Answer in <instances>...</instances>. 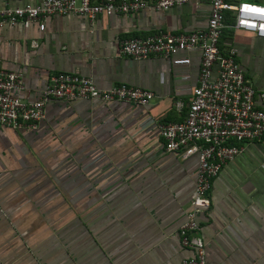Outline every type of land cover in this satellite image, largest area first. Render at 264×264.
Wrapping results in <instances>:
<instances>
[{"label":"crops","instance_id":"0c3cea01","mask_svg":"<svg viewBox=\"0 0 264 264\" xmlns=\"http://www.w3.org/2000/svg\"><path fill=\"white\" fill-rule=\"evenodd\" d=\"M38 3L0 0V9ZM208 14L206 2L192 1L94 24L67 15L45 18L42 31L38 23L0 28V69L21 74L15 95L24 103L37 101L56 73L88 77L100 90L125 85L154 95L146 107L52 101L35 128L0 125V264H180L190 255L178 230L198 159L166 153L149 122L183 120L200 53L179 52L175 58L189 60L183 65L131 61L119 43L204 29ZM223 43L237 49L253 88L264 90V39L229 29ZM209 194L210 208L197 216L205 263L264 264V138L218 173Z\"/></svg>","mask_w":264,"mask_h":264},{"label":"built area","instance_id":"2783aa9c","mask_svg":"<svg viewBox=\"0 0 264 264\" xmlns=\"http://www.w3.org/2000/svg\"><path fill=\"white\" fill-rule=\"evenodd\" d=\"M192 1L209 5L204 29L124 40L119 43V53L131 61L156 57L171 59L175 65L189 63L187 59L175 58L179 52L200 53L197 84L183 120H151L149 125L162 138L166 153L180 154L184 159L197 156L194 195L178 230L180 246L190 255L180 264H206L197 216L210 208L211 182L247 144L264 137V90L256 91L245 77L236 60V48L230 47L224 54L219 50L227 27L225 15L229 12L234 18L230 26L234 31L264 39V5L247 0H39L34 6L0 9V28L38 23L42 31L45 18L67 15L94 24L101 16L133 15L144 10L166 12ZM22 88L21 74L0 69V125L15 130L35 128L44 118L45 106L52 101L124 102L146 107L154 99L152 92L137 87L117 85L100 90L90 78L70 73L49 76L40 98L33 103H24L15 95ZM175 107L179 110L182 104L177 102Z\"/></svg>","mask_w":264,"mask_h":264},{"label":"trees","instance_id":"16d2710c","mask_svg":"<svg viewBox=\"0 0 264 264\" xmlns=\"http://www.w3.org/2000/svg\"><path fill=\"white\" fill-rule=\"evenodd\" d=\"M231 13H226L225 15V24L227 25V27L223 30V33H222V36H221V39H220V42H219V50L222 54H224V52L230 48V47H233V44L230 43V44H225L223 43V34L226 33L227 30L231 29L230 26L234 23V18L230 15ZM237 60V58H236ZM164 123H167V122H164ZM264 138V137H263Z\"/></svg>","mask_w":264,"mask_h":264}]
</instances>
